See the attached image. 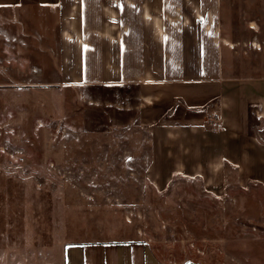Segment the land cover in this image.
I'll use <instances>...</instances> for the list:
<instances>
[{"label":"rangeland","instance_id":"374dc122","mask_svg":"<svg viewBox=\"0 0 264 264\" xmlns=\"http://www.w3.org/2000/svg\"><path fill=\"white\" fill-rule=\"evenodd\" d=\"M176 1L184 22L212 16L209 41L241 74H264V0ZM71 17L0 5V264H62L65 242L137 238L168 262L264 264V187L149 166L151 111L118 70L88 69Z\"/></svg>","mask_w":264,"mask_h":264},{"label":"crops","instance_id":"0c3cea01","mask_svg":"<svg viewBox=\"0 0 264 264\" xmlns=\"http://www.w3.org/2000/svg\"><path fill=\"white\" fill-rule=\"evenodd\" d=\"M176 2L0 0V5L55 8L63 23L72 16L76 36L82 43L86 39V53L94 56L88 69L118 70L121 83L136 85L158 136L147 155L149 166L173 168L174 176L205 184L264 187V74H241L227 60L230 48L217 37L209 41L212 16L202 22L198 11V18L184 22ZM124 72L134 77L124 79ZM135 150L132 159L138 162ZM60 251L62 264H202L161 260L142 238L69 241Z\"/></svg>","mask_w":264,"mask_h":264}]
</instances>
